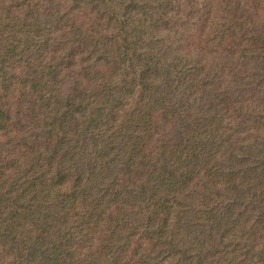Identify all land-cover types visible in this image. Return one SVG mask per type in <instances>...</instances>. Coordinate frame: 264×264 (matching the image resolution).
<instances>
[{"label": "trees", "instance_id": "16d2710c", "mask_svg": "<svg viewBox=\"0 0 264 264\" xmlns=\"http://www.w3.org/2000/svg\"><path fill=\"white\" fill-rule=\"evenodd\" d=\"M0 264H264V0H0Z\"/></svg>", "mask_w": 264, "mask_h": 264}]
</instances>
